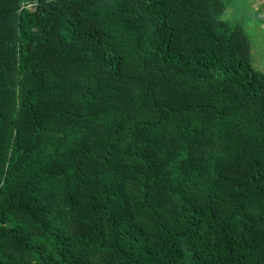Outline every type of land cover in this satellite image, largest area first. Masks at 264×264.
I'll use <instances>...</instances> for the list:
<instances>
[{"label": "trees", "instance_id": "obj_1", "mask_svg": "<svg viewBox=\"0 0 264 264\" xmlns=\"http://www.w3.org/2000/svg\"><path fill=\"white\" fill-rule=\"evenodd\" d=\"M224 0H0V264H264V73Z\"/></svg>", "mask_w": 264, "mask_h": 264}, {"label": "rangeland", "instance_id": "obj_2", "mask_svg": "<svg viewBox=\"0 0 264 264\" xmlns=\"http://www.w3.org/2000/svg\"><path fill=\"white\" fill-rule=\"evenodd\" d=\"M221 19L231 28L240 27L251 41V62L258 72L264 73V0H224Z\"/></svg>", "mask_w": 264, "mask_h": 264}]
</instances>
